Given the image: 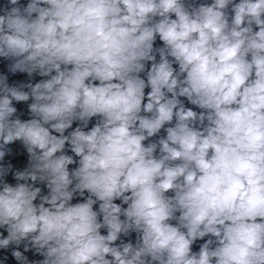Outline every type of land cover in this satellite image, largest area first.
Instances as JSON below:
<instances>
[{
	"label": "clouds",
	"instance_id": "clouds-1",
	"mask_svg": "<svg viewBox=\"0 0 264 264\" xmlns=\"http://www.w3.org/2000/svg\"><path fill=\"white\" fill-rule=\"evenodd\" d=\"M0 61V264H264V0H0Z\"/></svg>",
	"mask_w": 264,
	"mask_h": 264
}]
</instances>
